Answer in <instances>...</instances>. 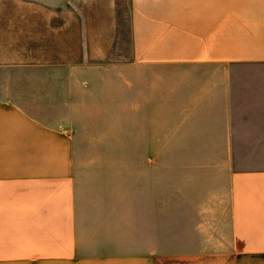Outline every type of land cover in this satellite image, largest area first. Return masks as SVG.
<instances>
[{
    "label": "crops",
    "instance_id": "crops-1",
    "mask_svg": "<svg viewBox=\"0 0 264 264\" xmlns=\"http://www.w3.org/2000/svg\"><path fill=\"white\" fill-rule=\"evenodd\" d=\"M99 3L92 0V8ZM129 3L130 64L154 73L155 80L169 76L170 114L186 117V135L175 139L219 149L228 241L171 253L84 256L71 138L58 122L17 102L13 91L0 96V264H264V0ZM114 6L115 0H105L101 26L85 29L79 12L66 5L42 12L51 16L48 27L44 18H28V46L41 36L38 47L53 45L52 53L46 57L44 49L28 47L27 58L18 62L90 65L87 49L108 51L114 42Z\"/></svg>",
    "mask_w": 264,
    "mask_h": 264
},
{
    "label": "rangeland",
    "instance_id": "rangeland-1",
    "mask_svg": "<svg viewBox=\"0 0 264 264\" xmlns=\"http://www.w3.org/2000/svg\"><path fill=\"white\" fill-rule=\"evenodd\" d=\"M99 1L95 10L92 0H0V96L14 91L17 102L67 130L84 256L217 248L229 238L219 149L176 140L186 135V117L170 114L169 76L155 80L130 64L129 0H115L114 42L108 51L87 49L90 65L18 62L28 47L52 53L53 45L38 47L41 36L28 46V18H44L48 27L51 16L42 12L66 5L79 12L82 29L101 26L105 0Z\"/></svg>",
    "mask_w": 264,
    "mask_h": 264
}]
</instances>
